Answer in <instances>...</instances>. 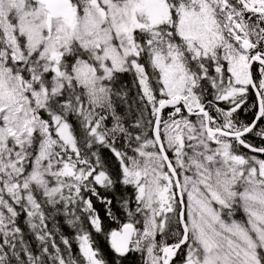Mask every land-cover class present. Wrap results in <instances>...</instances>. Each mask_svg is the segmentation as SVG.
Wrapping results in <instances>:
<instances>
[{
	"label": "snow or ice",
	"instance_id": "6c2138e0",
	"mask_svg": "<svg viewBox=\"0 0 264 264\" xmlns=\"http://www.w3.org/2000/svg\"><path fill=\"white\" fill-rule=\"evenodd\" d=\"M260 120L264 0H0V264H264Z\"/></svg>",
	"mask_w": 264,
	"mask_h": 264
},
{
	"label": "trees",
	"instance_id": "16d2710c",
	"mask_svg": "<svg viewBox=\"0 0 264 264\" xmlns=\"http://www.w3.org/2000/svg\"><path fill=\"white\" fill-rule=\"evenodd\" d=\"M123 79H124L126 84H131V82H132V76L130 74H126L123 77ZM132 87H133V92H135V86L133 85ZM169 110H166V111H169ZM103 159L105 160L106 165L109 167V169L111 171L115 172L118 169V162L116 161V159L112 156V154L110 152H106L105 154H103ZM131 192H132V189L130 187L127 190H125L123 185H119L118 186V190L113 192L112 196H115L118 199L121 194H124L125 196H127V195H130ZM110 198H111V196H110ZM115 210L116 209L114 208L113 211H115ZM117 215L120 216L121 214L117 213ZM59 223H60V226H61V232L64 235H68L69 238L71 239V237L73 235V230L71 229V227L68 226L64 222L63 218H60ZM116 226H117V224L112 222V227H116ZM102 245H103L102 250L104 252H107L105 250L106 248H105L103 242H102ZM75 250H76V247H75V244H73V251L75 252ZM177 263L179 264V260L177 261ZM124 264H141V257L137 253L130 254L125 259Z\"/></svg>",
	"mask_w": 264,
	"mask_h": 264
},
{
	"label": "flooded vegetation",
	"instance_id": "af4514ba",
	"mask_svg": "<svg viewBox=\"0 0 264 264\" xmlns=\"http://www.w3.org/2000/svg\"><path fill=\"white\" fill-rule=\"evenodd\" d=\"M95 203H96L97 210L100 211V212L103 214V205H101V204L99 203V201H96ZM104 222H105V224L108 225L109 227H112V221H111L110 219H108V218L105 217V218H104ZM117 226H118V225H117ZM117 226H116V227H117ZM94 239H95V243H96V245L100 248L102 255L105 256V258H107V257L111 254V249H110V246H109V244H108L106 238H105L103 235H100V234H94ZM102 242H103V244H104V246H105V248H106L105 250H106L108 253H107V252H104V251L102 250V247H103ZM168 242H169V243H172V242H175V241L170 239ZM184 251H186V250H184ZM132 254H133V253H132ZM183 254H184V252L181 251V252L178 254V257L176 258V261H178V260L180 259V257L183 256ZM177 264H178V263H177Z\"/></svg>",
	"mask_w": 264,
	"mask_h": 264
}]
</instances>
